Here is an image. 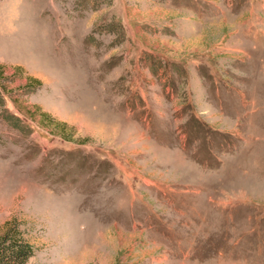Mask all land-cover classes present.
Returning <instances> with one entry per match:
<instances>
[{
  "label": "rangeland",
  "instance_id": "1",
  "mask_svg": "<svg viewBox=\"0 0 264 264\" xmlns=\"http://www.w3.org/2000/svg\"><path fill=\"white\" fill-rule=\"evenodd\" d=\"M0 95L27 264H264V0H0Z\"/></svg>",
  "mask_w": 264,
  "mask_h": 264
},
{
  "label": "trees",
  "instance_id": "2",
  "mask_svg": "<svg viewBox=\"0 0 264 264\" xmlns=\"http://www.w3.org/2000/svg\"><path fill=\"white\" fill-rule=\"evenodd\" d=\"M33 252L32 244L20 233L17 222L10 220L0 234V264H27Z\"/></svg>",
  "mask_w": 264,
  "mask_h": 264
}]
</instances>
